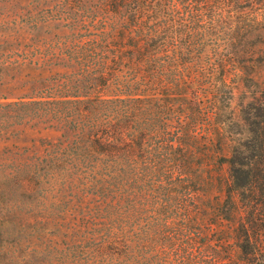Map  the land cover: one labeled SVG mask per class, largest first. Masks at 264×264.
<instances>
[{
    "label": "trees",
    "instance_id": "1",
    "mask_svg": "<svg viewBox=\"0 0 264 264\" xmlns=\"http://www.w3.org/2000/svg\"><path fill=\"white\" fill-rule=\"evenodd\" d=\"M251 1L58 0L45 17L50 73L26 94L102 111L92 146L154 168L172 212L147 244L175 264H264V98L232 105L263 58Z\"/></svg>",
    "mask_w": 264,
    "mask_h": 264
},
{
    "label": "rangeland",
    "instance_id": "2",
    "mask_svg": "<svg viewBox=\"0 0 264 264\" xmlns=\"http://www.w3.org/2000/svg\"><path fill=\"white\" fill-rule=\"evenodd\" d=\"M57 1L0 0V264H175L147 244L172 212L154 168L92 146L102 111L26 94L35 76L50 73L36 67L59 31L45 21ZM249 3L245 11L264 19V0ZM261 46V61L245 70L252 79L234 84L237 118L254 96L264 98ZM195 238L199 256L205 238Z\"/></svg>",
    "mask_w": 264,
    "mask_h": 264
}]
</instances>
